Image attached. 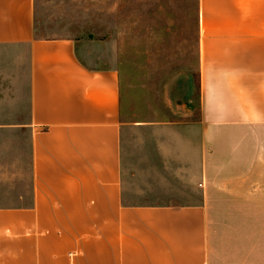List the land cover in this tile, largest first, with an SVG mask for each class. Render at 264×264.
Listing matches in <instances>:
<instances>
[{"label":"crops","instance_id":"obj_1","mask_svg":"<svg viewBox=\"0 0 264 264\" xmlns=\"http://www.w3.org/2000/svg\"><path fill=\"white\" fill-rule=\"evenodd\" d=\"M166 1L0 0V264H264V0H193L194 76L182 75L176 120L145 104L140 118L106 42L65 24L36 35L69 2L79 13L59 16L156 2L159 33L182 34L188 0L173 24ZM128 129L165 138L175 173L161 203L126 201Z\"/></svg>","mask_w":264,"mask_h":264},{"label":"rangeland","instance_id":"obj_2","mask_svg":"<svg viewBox=\"0 0 264 264\" xmlns=\"http://www.w3.org/2000/svg\"><path fill=\"white\" fill-rule=\"evenodd\" d=\"M166 2L168 22L173 24L174 9L178 3L176 0ZM66 4L67 10H48L45 11L48 16L37 19L36 35L49 36L56 29L55 26L61 28L65 24L72 31H85L91 40L106 42L104 45L108 47L104 46L103 52L109 53L110 61L119 63L122 78L130 85L131 94L136 98L135 102H139L140 118H149L148 114H143L145 105L147 111L150 108L155 111L158 120L169 121L180 118L177 112L184 94L181 84L182 75L194 76L195 68L194 53L190 48L191 37L187 31L189 22L184 19L185 14L192 11V5L194 9L193 0L184 3V6H187L184 8L186 12L184 11L183 15V32L176 35L159 33V29H163L164 19L163 14L161 16L158 14L159 3L156 2L134 3L135 7H132L129 13L128 3L120 2L118 16L115 17L102 16L107 12L98 11L105 5L104 3H84L88 9L85 12L88 15L86 17L59 16L79 13L71 9L79 3ZM106 4L109 7V3ZM137 5L140 9H137ZM144 6L147 9L144 11L145 16H143ZM150 31L152 32L148 33ZM143 45L147 48L142 49ZM91 51L94 53L95 49L92 48ZM149 101L154 104L153 108ZM127 119H131L130 114ZM160 142H165V138L146 129H128L122 135L123 179L128 190L126 193L128 203H161L164 198L171 196L167 191L172 189L168 183L171 181V176H174L175 164H167V169H164L158 152ZM166 151L170 154L169 149ZM5 173V168L0 169V174ZM5 181V178L0 177V202L8 196ZM25 196L27 200L29 195ZM169 203L182 204L178 200Z\"/></svg>","mask_w":264,"mask_h":264}]
</instances>
